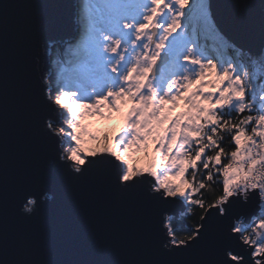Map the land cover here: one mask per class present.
Segmentation results:
<instances>
[{
	"label": "clouds",
	"instance_id": "1",
	"mask_svg": "<svg viewBox=\"0 0 264 264\" xmlns=\"http://www.w3.org/2000/svg\"><path fill=\"white\" fill-rule=\"evenodd\" d=\"M152 2L154 7L147 22L137 29L139 34L134 36L132 47L136 51L131 52L125 46L119 52L117 68L125 63V52L131 55L132 61L127 73L121 76V84L114 91L100 96L95 88L82 92L67 87L53 95L52 81L47 73L41 78V60L39 56L34 57L35 75L44 86V98L51 102L57 112L63 113L54 126L51 118L45 119L44 126L59 141L55 149L59 150L60 162L69 163L73 172H82L81 161L87 163L89 156L112 155L123 164L128 181L147 177L151 193H163L165 200L180 198L186 205H196L187 208V217L193 218L195 208H199L203 213L199 219L203 220L217 207L220 208L219 215L225 216L222 205L231 196L238 194L242 202L248 204L250 194L257 193L256 214L248 220L243 216L233 219L234 227L230 233L232 236L239 233L238 243L245 253L251 250L250 255L236 256L233 251L225 250L219 253L218 260L213 264H227L230 260H234L235 264H264V119L260 118L264 116V108L258 111L256 100L259 94L260 102H264V91H261L264 82L257 84L252 81L250 72L248 75H237L235 64L224 63L221 70L220 61H203L199 57L193 61L199 65L194 79L190 71H185L183 75L163 82L155 66L161 63L167 41L173 36L187 33L185 14L191 0H150ZM208 3L211 10L212 0H208ZM241 7L248 9L251 18L256 20L254 36L258 45L264 41V3ZM145 11L147 13L149 10ZM165 11L174 19L160 32L163 25L156 21ZM71 22L76 23L74 15ZM141 40L145 41L142 48L137 46ZM114 43L115 47L107 49L110 56L121 49L122 42ZM40 52L44 53L42 44ZM189 53L196 55L194 44L189 45ZM191 67L190 64L189 69ZM236 101L244 104L251 118L238 111L237 116L242 123L235 125L238 131L234 139L225 143V147L234 143V150L224 154L221 149V153L214 157L205 156L206 150L215 152L212 144L219 146L220 141H226V136L216 134L214 128L216 139L213 140L208 129L218 124L219 112H231ZM232 119L228 116L226 124L221 125V132L233 134ZM222 154L228 160L226 164H223ZM49 163L52 166L53 161ZM189 171L191 176L188 175ZM208 176H215L216 179L208 183ZM205 193L212 197L211 202L205 199ZM40 199L42 203L51 205L57 197L55 192L47 191ZM35 201V196L20 201L19 213L26 218L38 216ZM167 217L165 213V228H168ZM191 226L195 229L191 233L170 234L171 242L159 244L160 250L172 252L174 247L187 248L198 240L203 226ZM11 264L48 262L11 261ZM71 264L97 262L73 261Z\"/></svg>",
	"mask_w": 264,
	"mask_h": 264
},
{
	"label": "water",
	"instance_id": "2",
	"mask_svg": "<svg viewBox=\"0 0 264 264\" xmlns=\"http://www.w3.org/2000/svg\"><path fill=\"white\" fill-rule=\"evenodd\" d=\"M251 3L264 0H212L221 27L254 45L256 20L241 7ZM73 14L74 0H0V264H213L220 253L215 242L163 254L149 211L95 183L61 190L36 217L19 213L23 187L53 181L54 149L40 137L33 118L38 80L32 57L44 30L74 34Z\"/></svg>",
	"mask_w": 264,
	"mask_h": 264
},
{
	"label": "snow or ice",
	"instance_id": "3",
	"mask_svg": "<svg viewBox=\"0 0 264 264\" xmlns=\"http://www.w3.org/2000/svg\"><path fill=\"white\" fill-rule=\"evenodd\" d=\"M153 7L154 2L150 3V0H74L73 15L76 18V23L73 24L74 34L64 36L60 32L46 31L42 33L39 49L32 57L33 62L34 57H40L41 78L44 73L49 75L53 85L52 94L55 95L61 88L67 87L82 92L88 88H95L100 96L106 92L114 91L121 84V76L127 73L132 61L131 55L125 52V63L117 68L119 52L125 46L131 52L136 51L132 47L134 36L139 34L137 29L147 22ZM146 9L149 10L147 13ZM171 19L174 17H169L167 11L157 18L156 22L163 25L160 32L164 31ZM185 24L187 25V33L173 36L167 41V48L161 57V63L159 66H155L156 72L159 73L163 82L170 80L173 76L183 75L185 71H190L194 79L196 68L199 65L193 61H196L197 57L203 61H220L221 70L224 63L235 64L237 75H241V73L248 75L249 69L257 65L264 68V41L258 45H249L229 35L218 22L213 5H211L210 10L208 0H191L185 14ZM157 37L159 38V33H157ZM115 41L122 42L121 49L117 50L116 55L110 56L107 49L108 47H115ZM144 43L145 41L141 40L137 46L142 48ZM41 44L44 48L43 54L40 52ZM190 44L195 45V56L189 53ZM190 64L192 67L189 69ZM33 67L35 71V62ZM250 78L257 84L264 82V75H261L259 80L254 79L252 75ZM261 91H264V86L261 87ZM256 100L259 111L264 108V102H260L259 94L256 95ZM32 102L35 106L33 118L38 123V134L54 149L51 158L53 161L51 166L53 181L26 185L19 192L20 201L26 200L28 196H35V204L40 214L46 206L41 202L40 197L44 196L47 191L55 192L56 197H58L61 190L75 189L86 183H95L97 186L107 187L121 201L136 200L141 203L149 211L155 222L160 245L171 242L170 234L195 231L187 223L192 217H187L186 211L188 207H196V205H186L180 198L165 200L163 193H151L150 182L147 177L142 180L128 181L123 164L114 159L112 155L98 154L87 157V163L81 161L83 171L79 174L71 170L69 163H61L59 150L55 149V144L59 141L46 129L44 121L51 118L54 126L59 122L63 113L57 112L51 102L44 98V86L39 82L33 94ZM238 111H242L243 115L251 118V114L244 104L236 101L232 111L219 112L218 124L208 129L213 140L216 139L213 128L216 134L226 136L227 141L234 139V135L238 131L235 125L242 123V120L237 116ZM228 116L233 118L232 135L221 132V125L226 124ZM260 118L264 119V116ZM205 142H208L207 138ZM225 143L226 141H220L219 146L212 144L215 152L206 150L205 156L214 157L217 153H221V149L224 150V154L232 151L225 147ZM203 159L204 157H202ZM226 163L223 162V164ZM188 175H192L191 171ZM205 175L207 176V172ZM215 179V176H208V183H212ZM222 193L223 189L221 188L220 194ZM257 201V193L250 194L248 204H244L238 194L231 196L229 201L222 205L226 212L225 216L219 215L220 208L217 207L213 208V211L201 220L203 227L200 230L198 240L193 241L187 248L174 247L172 252L161 249L162 253L177 255L203 243L215 242L220 253L231 250L236 256L250 255L251 250L245 253L243 247L239 245V233L236 236H232L230 233L234 227L233 219H239L243 216L245 220H248L256 214ZM165 213L168 214V228L164 227ZM227 264H235V261H227Z\"/></svg>",
	"mask_w": 264,
	"mask_h": 264
},
{
	"label": "trees",
	"instance_id": "4",
	"mask_svg": "<svg viewBox=\"0 0 264 264\" xmlns=\"http://www.w3.org/2000/svg\"><path fill=\"white\" fill-rule=\"evenodd\" d=\"M249 72H250V74H254L255 73V67L254 68H250ZM261 75H264V72L261 73ZM261 75L255 76V79L259 80V77ZM248 127H249V130H250L251 125H249ZM226 142H227V137H226ZM228 148L230 150H234V148H235L234 143L229 144ZM223 162H228L227 158H225L223 160ZM205 199L208 200V201H211L212 197L209 194L205 193ZM195 213H196L195 216L192 219H190L189 221H187V223H189L190 225H199L201 223V220L199 219V216L201 214H203L202 210H200L199 208H195Z\"/></svg>",
	"mask_w": 264,
	"mask_h": 264
},
{
	"label": "built area",
	"instance_id": "5",
	"mask_svg": "<svg viewBox=\"0 0 264 264\" xmlns=\"http://www.w3.org/2000/svg\"><path fill=\"white\" fill-rule=\"evenodd\" d=\"M264 72V68H262L261 66L257 65L255 66V73L254 74H250L253 76V78L255 79V76L261 75V73Z\"/></svg>",
	"mask_w": 264,
	"mask_h": 264
}]
</instances>
